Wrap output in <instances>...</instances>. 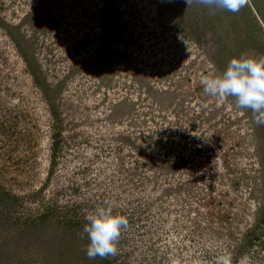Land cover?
Segmentation results:
<instances>
[{
    "label": "rangeland",
    "instance_id": "rangeland-1",
    "mask_svg": "<svg viewBox=\"0 0 264 264\" xmlns=\"http://www.w3.org/2000/svg\"><path fill=\"white\" fill-rule=\"evenodd\" d=\"M247 3L0 0V264H264V125L200 83L229 28L264 57ZM101 207L129 225L89 259Z\"/></svg>",
    "mask_w": 264,
    "mask_h": 264
},
{
    "label": "clouds",
    "instance_id": "clouds-1",
    "mask_svg": "<svg viewBox=\"0 0 264 264\" xmlns=\"http://www.w3.org/2000/svg\"><path fill=\"white\" fill-rule=\"evenodd\" d=\"M185 3L187 6L199 4L209 9L222 8L237 13L247 0H185ZM200 83L210 96L220 100L234 97L238 108L251 110L256 125H264V57L256 59L241 54L230 60L221 75L204 74ZM85 220L83 234L89 241L87 257L115 256L122 231L129 225L127 216L114 215L111 207H101L88 214ZM220 264H229V258L221 257Z\"/></svg>",
    "mask_w": 264,
    "mask_h": 264
},
{
    "label": "trees",
    "instance_id": "trees-1",
    "mask_svg": "<svg viewBox=\"0 0 264 264\" xmlns=\"http://www.w3.org/2000/svg\"><path fill=\"white\" fill-rule=\"evenodd\" d=\"M195 6V5H194ZM245 7H246V9H244V13H246L248 16H251L253 13H252V11H251V9H253L256 13H258V11H257V9H256V6H255V4L254 3H252V6H251V8L249 7V5H248V3L245 5ZM228 18H226V21L228 22V20H227ZM230 20V23L232 22L231 21V18L229 19ZM229 24V23H228ZM210 26L211 27H214L215 25H213L212 24V22H211V24H210ZM240 26H237L236 28H229V38L228 39H230V41H232V42H234L235 43V46H237V47H239L238 49V51L236 50V52H234V51H231L230 53H228V55H230L232 58H234V57H239V55L240 54H242V53H244V50L247 48V46L250 44V42H251V38L250 37H248V36H240V28H239ZM230 33H232V34H235V36H233V38L231 37L232 35H230ZM193 34L194 35H196L195 33H194V31H193ZM236 35H238V37L236 36ZM245 37H247L248 39H247V41H245V42H243V43H241V39L242 38H245ZM241 38V39H240ZM220 42H223V45H227V44H229L228 42H226L225 41V43H224V40L223 39H221V41ZM228 47L229 48H231V46L230 45H228ZM229 56V57H230ZM223 64V63H222ZM37 82V81H36ZM41 87V86H40ZM42 88V87H41ZM5 196V195H4ZM6 197H8V196H6ZM0 200H2V199H0ZM15 201V200H14ZM16 202V201H15ZM33 228H34V226H32ZM30 231H32L31 229H29V231L28 232H30Z\"/></svg>",
    "mask_w": 264,
    "mask_h": 264
},
{
    "label": "water",
    "instance_id": "water-1",
    "mask_svg": "<svg viewBox=\"0 0 264 264\" xmlns=\"http://www.w3.org/2000/svg\"><path fill=\"white\" fill-rule=\"evenodd\" d=\"M171 21H172L171 18L168 17V18L164 21V24L167 25V24H169Z\"/></svg>",
    "mask_w": 264,
    "mask_h": 264
}]
</instances>
